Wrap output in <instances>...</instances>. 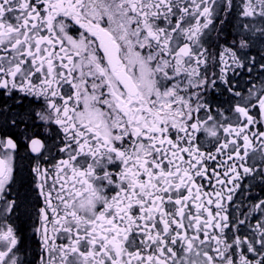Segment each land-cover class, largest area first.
I'll return each instance as SVG.
<instances>
[{"label": "snow or ice", "instance_id": "obj_1", "mask_svg": "<svg viewBox=\"0 0 264 264\" xmlns=\"http://www.w3.org/2000/svg\"><path fill=\"white\" fill-rule=\"evenodd\" d=\"M0 264H264V0H0Z\"/></svg>", "mask_w": 264, "mask_h": 264}, {"label": "flooded vegetation", "instance_id": "obj_2", "mask_svg": "<svg viewBox=\"0 0 264 264\" xmlns=\"http://www.w3.org/2000/svg\"><path fill=\"white\" fill-rule=\"evenodd\" d=\"M230 25H225V30H227ZM22 167L26 170V162L21 161ZM20 211V220L16 222V226L20 229L23 235V243L28 252V259L32 260L36 256V250L38 248V240L33 236L31 231V220L29 219L28 213L31 211V205H26V208H22Z\"/></svg>", "mask_w": 264, "mask_h": 264}]
</instances>
